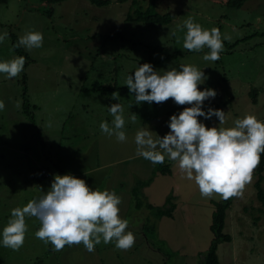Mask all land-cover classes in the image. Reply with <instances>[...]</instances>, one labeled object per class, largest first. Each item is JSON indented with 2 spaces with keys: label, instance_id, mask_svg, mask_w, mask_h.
<instances>
[{
  "label": "rangeland",
  "instance_id": "1",
  "mask_svg": "<svg viewBox=\"0 0 264 264\" xmlns=\"http://www.w3.org/2000/svg\"><path fill=\"white\" fill-rule=\"evenodd\" d=\"M108 1L107 6L96 7L86 0L58 4L0 0V34L8 33V38L0 43V62L20 57L13 50L12 37L19 41L26 32L37 31L44 38L40 48L28 50L20 46L28 60L18 77L9 80L6 74H0V100L6 105L0 111V233L11 210L44 196L54 175L63 172L78 176L86 183L89 180L90 188L99 190L104 183L101 175L119 167L110 165L98 171L97 165L129 153L137 131L147 127L154 139L155 134L161 138L167 134L169 129L161 125L169 122L166 113L178 115L189 105L178 106L171 99L159 105L136 104L135 94L128 88L123 90L127 102L113 100V89L102 90L105 98L91 90L125 84L126 78L144 63L161 74L172 68L180 70V65L202 70L207 79L198 86L199 90L213 89L217 93L214 99L203 102L202 110L206 112L211 107L224 111L226 122L219 124L217 119L220 128H231L235 120L246 115L264 121V0H248L240 8L228 6L227 0H157L156 12L170 15L171 21L165 25L126 22L127 14L133 10L132 0ZM136 2L142 10L150 5L149 0ZM189 19L205 30L218 28L222 38L230 37L223 40L219 60L203 59L210 51L207 47L200 52L184 49V25ZM24 90L33 121L24 113ZM18 101L21 107H17ZM114 103L124 109V143L100 130L102 121L113 126L108 107ZM132 114L137 116L134 123ZM156 116L163 121H146ZM130 128L137 129L129 133ZM165 159L170 166L176 163L166 154ZM131 167L140 168L135 162ZM90 171L96 172L92 176L83 174ZM91 177L98 184L92 183ZM168 177L175 186L172 192L179 196L175 198L178 216L164 222L166 228L159 225L160 236L150 224L152 219L142 225L145 211L136 209L133 193L128 192L131 198L119 205V215L128 220L126 231L136 238L130 250L117 249L113 241L101 242L92 253L82 244L55 251L50 243L35 237L40 221L30 217L26 218L28 231L19 251L0 244V264H35L39 260L42 264H202L212 241V218L207 221L208 208L199 210L202 215L196 209L201 207L199 202H210L201 200L195 182L181 174L180 169ZM255 180L254 171L243 195L231 199L223 232L232 240L219 246V264H264V209L257 200ZM261 187L264 191V180ZM139 197L144 203V198ZM212 200L224 203L219 196ZM185 214L190 219L193 214L198 216L188 223Z\"/></svg>",
  "mask_w": 264,
  "mask_h": 264
},
{
  "label": "clouds",
  "instance_id": "2",
  "mask_svg": "<svg viewBox=\"0 0 264 264\" xmlns=\"http://www.w3.org/2000/svg\"><path fill=\"white\" fill-rule=\"evenodd\" d=\"M187 29L183 47L189 52H200L205 47L210 51L203 56L205 61H217L224 49L218 28L205 30L191 19L184 25ZM8 38L5 31L0 34V43ZM43 34L37 31L26 32L20 37L16 47L28 50L43 46ZM26 63L20 56L0 62V74L6 79L19 76ZM180 70L172 68L157 71L149 63L137 67L134 75L126 78L125 84L130 93H134L136 104L147 102L161 104L172 100L184 107L178 115L169 117V132L161 137L147 127L135 134L136 154L152 164H163L165 154L188 180L195 182L202 198L212 199L219 196L223 200L238 198L243 195L246 185L253 179V172L259 166L264 153V121L255 115H246L237 119L231 128L206 127L198 118L210 120L216 117L219 124L226 122V113L209 107L202 110L203 102L214 99L213 89L199 90L198 86L207 79L204 72L192 65H180ZM119 97L112 93V99ZM0 100V111L5 109ZM21 107V102H17ZM113 117L112 127L107 121L100 123V130L109 137L113 135L120 143L127 140L125 131L124 109L119 103L108 107ZM134 123L137 119L132 114ZM121 197L114 191H99L90 188L85 180L70 174L54 175L50 188L40 199H33L25 206L11 210L10 218L2 233L0 244L12 251H19L25 242L28 226L26 218L35 217L40 227L35 237L45 244H51L55 251H62L65 246L83 245L89 253L96 245L115 241V247L128 251L135 245V236L126 231L128 220L121 219Z\"/></svg>",
  "mask_w": 264,
  "mask_h": 264
},
{
  "label": "crops",
  "instance_id": "3",
  "mask_svg": "<svg viewBox=\"0 0 264 264\" xmlns=\"http://www.w3.org/2000/svg\"><path fill=\"white\" fill-rule=\"evenodd\" d=\"M126 88H127L126 84H121V85L120 84L119 85L114 84L113 86H110L108 88H105V87L104 88H98V89L91 88V90H93L94 92L95 91L99 92L103 96V98H105L104 95L106 94V92H103L104 90H107V89L112 90L113 89L112 91L119 92V93H120V91H122V93L119 94V97L115 100L121 99V102H122V99H123L127 102V100L124 99L126 95H123V92H124L123 90ZM80 91H82V90L80 89ZM101 92H103V93H101ZM255 102H256V98H255ZM172 115H174V114H172V112L166 113V116L170 117ZM158 119L160 121H163V120H161L162 118H158L157 116L156 117H148L146 121L151 122L152 120H154V123H155L156 121H158ZM198 120L205 125H210L213 127L220 128L216 117H212L210 120H205L203 117H199ZM62 125H64V124H62ZM161 125H165L166 130L169 129L166 126L167 124L162 123ZM136 129L137 128H130L128 130H129V133H131L132 131H134ZM168 132H169V130H168ZM131 147H132V149H130V152L126 153L124 156H122L118 159H115L114 161H110V162L106 161L103 165H100V166L97 165L96 169L98 171L108 169L106 167H108L110 165H111V168L114 166L119 167V169L114 168L113 172L107 171V172L103 173V175H101V177L103 176L102 180L104 183L102 184L103 186L99 188V190H101V191H104V190L114 191L117 196L121 197L122 202H124V201H127L128 198L130 200L131 196L128 194V192L129 193L132 192L137 181H146V180L151 178V181L149 182V184L144 186L140 190V193H139V196H141L145 200L144 206H142L141 208H136V209H138V210L143 209L145 211L144 216L141 217L143 219L142 225H145L146 223H150V221L152 219V222L150 224L154 227V229H155L154 232L158 233L159 225H161L164 228L165 227V225H163L164 222L167 223L170 220H174L178 216V215H176L178 213V211H177V206L175 204V200H176L175 198H178L179 196L174 195V193L171 190L172 187H175L174 183L172 181H169V177L167 179V176L171 177L172 175L175 174V171L176 172L179 171V168H177L178 164L176 162L172 166H170L165 159V163L169 165L170 173L167 175H159V174L153 175V172H154L157 164L154 165L150 161L145 160L143 157L138 156L136 154V148H137L136 144L131 145ZM134 162L140 168L131 167L132 163H134ZM129 163H131V164L128 165ZM123 169H125L126 173H123ZM57 171H60V170L57 169ZM96 171H90L89 173L84 172L83 174L84 175L86 174V176H92V173L94 174V172H96ZM41 174H42V172H41ZM62 174L64 175L63 172H62ZM117 174H118V177L116 179ZM181 174H183V173L181 172ZM74 177H78V176H74ZM263 177H264V171H263ZM95 178H98V176ZM91 179H92V177H91ZM181 179H184V177H182ZM124 180H126L125 183H124ZM92 183L98 184L97 179H95V181H94V179H92ZM100 183H101V181H100ZM178 183H179V179H178L177 185H178ZM86 184L89 187H91V185H92L89 180H87ZM253 187H254V184H253ZM168 197L171 198V202L173 204V211L171 212L170 216H163L160 218H156L152 214V212L150 210H148L145 206V205L149 204V205H152L154 207H164L166 205V200ZM231 199L232 198H230L228 200H223V202L229 201L231 204ZM198 200H199V198H198ZM201 200H203V201L208 200V202H210V203H206V204H202L201 202H199L198 205L199 206L201 205V207L199 209H196V210H198V212H200L199 210H201V209L205 210L206 208H208L209 209L208 210L209 214L207 215V218H208L207 221H208L213 216V213L215 211L214 209H216V204L221 203V202H220V200H212V199H206V198H202ZM183 203H185V202H183ZM183 207H184V204H183ZM188 210L189 209H187L186 212ZM197 214L202 215L201 212L197 213ZM198 215L193 214L192 219H190V215L185 214V216L189 217V219L187 218L188 223H191L193 221L194 216L196 217ZM182 216H183V220H184V214ZM226 219H227V214H226V218H225L224 230H225V225H226ZM184 222L187 224L186 221H184ZM209 230H210V227H209ZM158 236H160V234ZM222 244H220V245H222ZM219 246H218V248H219Z\"/></svg>",
  "mask_w": 264,
  "mask_h": 264
},
{
  "label": "trees",
  "instance_id": "4",
  "mask_svg": "<svg viewBox=\"0 0 264 264\" xmlns=\"http://www.w3.org/2000/svg\"><path fill=\"white\" fill-rule=\"evenodd\" d=\"M41 3L45 4H58L61 2L69 1V0H39ZM90 4L96 6V7H104L109 4L108 0H86ZM157 0H149L150 5L145 10H142V8L137 6L136 0H132L133 10L132 12H129L126 16V22H140L144 24H150L155 23L159 25H165L171 21L170 15L168 13L161 15L155 10V3ZM248 0H227V5L232 8H240L242 5ZM18 44V41L15 37H12V47L14 52L19 55L25 57V60H28V56L22 51L21 47H16ZM24 72V70H23ZM23 84L26 81V75H23ZM23 102H24V113L28 116L30 121H33V117L28 111V108L30 107L28 101L25 99V90L23 92ZM255 102V99L253 100ZM256 175V180L254 182V189L256 191L257 200L260 202L262 208L264 209V191L261 187V183L264 180L263 177V171H264V153L261 154V160L259 166L254 170ZM170 173L169 165L165 162L163 164H157L153 175L159 174V175H167ZM151 181V178L146 181H137L132 193L135 198V205L137 208H141L144 206V203L140 201L139 199V193L140 190L149 184ZM148 210L152 212V214L156 218H160L163 216H170L171 212L173 211V204L171 202V198L168 197L166 200V205L164 207H154L152 205H145ZM230 207L229 201H224V203H218L216 204V209L212 216L210 231L212 233V241L204 254L202 264H219L217 250L218 246L222 243H230L231 242V236L228 234H225L223 232L224 230V224H225V218H226V211ZM153 229V227L151 228ZM35 264H42V261H37Z\"/></svg>",
  "mask_w": 264,
  "mask_h": 264
},
{
  "label": "built area",
  "instance_id": "5",
  "mask_svg": "<svg viewBox=\"0 0 264 264\" xmlns=\"http://www.w3.org/2000/svg\"><path fill=\"white\" fill-rule=\"evenodd\" d=\"M42 175H43V176H47V174H46L44 171H42Z\"/></svg>",
  "mask_w": 264,
  "mask_h": 264
}]
</instances>
